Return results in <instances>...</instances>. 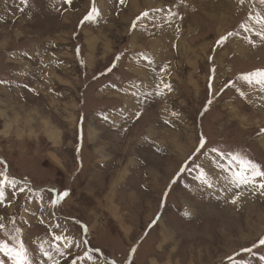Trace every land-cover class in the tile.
Returning a JSON list of instances; mask_svg holds the SVG:
<instances>
[{"label":"rangeland","instance_id":"obj_1","mask_svg":"<svg viewBox=\"0 0 264 264\" xmlns=\"http://www.w3.org/2000/svg\"><path fill=\"white\" fill-rule=\"evenodd\" d=\"M95 6L0 0V241L33 264L42 245L59 264H264V190L212 151L264 169V89L241 78L264 69V3Z\"/></svg>","mask_w":264,"mask_h":264},{"label":"snow or ice","instance_id":"obj_2","mask_svg":"<svg viewBox=\"0 0 264 264\" xmlns=\"http://www.w3.org/2000/svg\"><path fill=\"white\" fill-rule=\"evenodd\" d=\"M20 2L25 7L28 5V0H20ZM67 2L70 4L71 0H67ZM122 2L123 0H121V3ZM240 2L243 3L244 0H240ZM260 2L264 3V0H260ZM20 10L23 11V8H21ZM99 15H100V11L95 6V0H93V7L91 9V12L86 17V19L94 20ZM144 15L147 16L148 14L144 13ZM261 21H264V16H261L257 22L259 23ZM134 27L135 25H133V28ZM245 31H247V28L245 29ZM231 35L232 34L229 33L227 36H222L220 38V41H218V43L227 41L228 37ZM256 35L264 39V32H257ZM110 70L111 69H109V71ZM214 71L215 69H213V72ZM241 78L244 81H246L249 85H256L260 87L261 89H264V69H259L251 73L243 74ZM0 83H3V81H0ZM164 87L171 90V86L168 84H165ZM241 95H244V93L241 92ZM209 103H211V101H209ZM203 146L204 145L202 142L200 147L203 148ZM212 151L217 152L218 155L222 159L226 158L228 161L226 165L219 164V163L217 164L218 167L222 168L223 171L227 173V175L225 176V180L228 184L236 188L250 187L253 189L264 190V169H262L259 164H257L252 159L240 153L219 152L215 148L212 149ZM197 167L199 168L198 179H201V182L204 184H207L208 187H212V183L210 179L208 178V174L206 173V171L200 166H197ZM181 171H184V169L182 168ZM0 176H4V179L0 180V200H3L5 198V191H4L5 184L8 183V184H11L12 186H15L16 181L14 179H9L3 173H0ZM67 195H68V192L65 191L60 198H62L63 196H67ZM165 195H167V193H165ZM236 199H239V196H237ZM236 199H234L232 202L235 203ZM184 214L189 215L190 213L185 211ZM4 227L5 225L2 222H0V229H3ZM57 227H59V225H57ZM55 240L56 241H66L67 237L63 235H56ZM260 243L264 244V240H261ZM68 246L69 245L65 244V247H68ZM53 247L56 253H59L60 255L64 254L63 249L58 244L53 245ZM41 250L43 251L44 255L48 258V260L51 261V264H59V260L52 254V252L44 250L43 245L41 246ZM247 251H250V249H248ZM0 253H4V255L11 260L12 264H33L29 251L26 248L25 244L23 243L22 239H17L16 244L14 245H10L7 242L0 241ZM88 259L92 260L93 257L89 255ZM73 264H75V262H73Z\"/></svg>","mask_w":264,"mask_h":264},{"label":"bare ground","instance_id":"obj_3","mask_svg":"<svg viewBox=\"0 0 264 264\" xmlns=\"http://www.w3.org/2000/svg\"><path fill=\"white\" fill-rule=\"evenodd\" d=\"M147 26V25H146ZM157 44V43H156ZM180 45V44H179Z\"/></svg>","mask_w":264,"mask_h":264}]
</instances>
